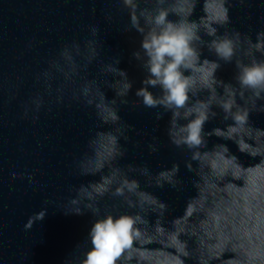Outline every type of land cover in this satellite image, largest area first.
<instances>
[{
  "label": "clouds",
  "instance_id": "obj_1",
  "mask_svg": "<svg viewBox=\"0 0 264 264\" xmlns=\"http://www.w3.org/2000/svg\"><path fill=\"white\" fill-rule=\"evenodd\" d=\"M119 2L128 10L130 17L126 31L134 29L142 37L140 49L134 51L132 55L141 62L140 66L146 75L142 80V87L136 90L135 95L144 107H162L164 112L171 113L168 136L175 146H186L189 150L198 149L206 146V136L222 134L219 128L207 133L204 131V125L217 115L214 107H220L224 111L226 121L228 119L233 121V124L229 125L230 128L247 124L249 110L237 105L235 99L237 89L217 79L216 73L222 66L219 61L234 62L237 69L235 80L239 89L252 93L253 109L264 111V105L259 107L257 105V101L264 100V58L256 56V53H260L261 57H264V31L257 32L256 40L253 42L251 37L247 35L242 37L236 30L218 35V30L213 27L205 29L204 34L212 37L211 40L205 41L200 34L201 27L198 22H190L185 18L175 22L168 19L170 12L166 8V0H152L155 4L152 8L140 7L141 0ZM240 2L243 3L244 0ZM218 22L223 26L230 23L226 7ZM90 31L93 37L98 34L97 27H92ZM94 45V40H88L84 50L75 43L66 46L60 53L63 63L57 60L53 62L52 68L64 75L66 81L70 80L73 75L79 74L78 70L81 68L76 57L84 61L83 68L87 70L88 65L98 56ZM204 47L213 52L217 60L211 61L206 58L201 60V50ZM119 63V59H116L114 64H107L102 69L105 75L119 77L114 82L105 81L106 87L115 92V98L112 100L106 98L105 92L95 80H86L79 94L73 93L74 98L82 97L87 106L95 108L102 123L113 126L120 125L117 98L119 104H128L126 97L133 86L127 72L116 67ZM65 65L71 69L70 72L65 71ZM44 77L51 79L52 72H45ZM150 88H159L160 94L154 95ZM218 88L223 89V94L217 91ZM48 90L51 94L50 84ZM60 91L58 88L57 92ZM204 91L208 95L201 99L200 93ZM57 99L59 102L61 97ZM32 104L38 112L43 100L37 96L32 100ZM233 108H236L235 112ZM24 109V115L27 116L31 109L27 104ZM156 115L157 119H161L163 113L158 112ZM181 120L186 123L181 124ZM127 128V125H123L116 127L114 132L98 133L96 139L90 142L94 146L93 156L86 157L85 161L80 162L81 174L103 172L105 167H108V172L101 176L99 182L80 185L75 189L76 195L69 201L71 205L76 206L74 214L83 215L86 210L100 217L98 199L106 194L124 198L129 206L139 204L141 209L142 205L148 202L141 199L144 194L139 190V182L130 179L120 168L112 166L113 160L125 154L119 140L121 137L128 139L125 135ZM237 147H240L239 143ZM149 149L152 152L157 151L154 144L149 145ZM128 171H139L141 175L151 178L146 166L137 169L129 165ZM178 171L179 165L173 164L171 170L159 172L156 177L157 186L162 187V181L165 180L172 183V177ZM11 175L13 179L17 176L16 173ZM132 196H136L137 201H133ZM80 205H83V208ZM160 206L164 207L163 204ZM43 212L40 220L45 216V211ZM143 222V217L139 213L119 216L105 214L97 218L88 233L91 247L78 264H124L125 260H131L133 240L140 237L139 225ZM25 230L29 229L26 227Z\"/></svg>",
  "mask_w": 264,
  "mask_h": 264
},
{
  "label": "water",
  "instance_id": "obj_2",
  "mask_svg": "<svg viewBox=\"0 0 264 264\" xmlns=\"http://www.w3.org/2000/svg\"><path fill=\"white\" fill-rule=\"evenodd\" d=\"M204 1L166 0L168 19L177 20ZM140 7L155 4L141 0ZM129 19L119 0H0V109L65 81L52 64L63 63L66 46L75 43L84 50L86 41H95L98 56L88 70L140 42L138 32L126 31ZM92 27L98 28L95 37ZM76 61L79 74L86 71L84 61ZM48 71L51 79L44 77ZM65 71L71 69L65 65Z\"/></svg>",
  "mask_w": 264,
  "mask_h": 264
}]
</instances>
